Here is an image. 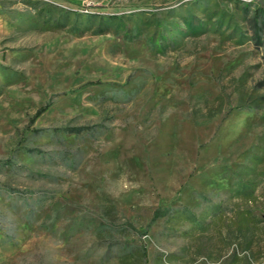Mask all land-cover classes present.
<instances>
[{
    "label": "rangeland",
    "instance_id": "374dc122",
    "mask_svg": "<svg viewBox=\"0 0 264 264\" xmlns=\"http://www.w3.org/2000/svg\"><path fill=\"white\" fill-rule=\"evenodd\" d=\"M0 264H264V0H0Z\"/></svg>",
    "mask_w": 264,
    "mask_h": 264
},
{
    "label": "trees",
    "instance_id": "16d2710c",
    "mask_svg": "<svg viewBox=\"0 0 264 264\" xmlns=\"http://www.w3.org/2000/svg\"><path fill=\"white\" fill-rule=\"evenodd\" d=\"M45 109H46L45 107L39 109L34 115L33 119L41 115V113ZM254 159H257V156L254 155ZM234 175L236 180L233 181V187H234L233 194H236L237 196L251 198L256 191V185H255L256 180L248 179L246 178V176L259 175L258 170H238L234 172Z\"/></svg>",
    "mask_w": 264,
    "mask_h": 264
},
{
    "label": "crops",
    "instance_id": "0c3cea01",
    "mask_svg": "<svg viewBox=\"0 0 264 264\" xmlns=\"http://www.w3.org/2000/svg\"><path fill=\"white\" fill-rule=\"evenodd\" d=\"M2 57H6L4 53L2 54Z\"/></svg>",
    "mask_w": 264,
    "mask_h": 264
}]
</instances>
